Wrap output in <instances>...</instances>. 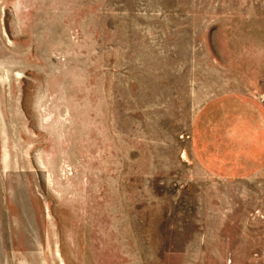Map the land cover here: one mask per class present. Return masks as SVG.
Listing matches in <instances>:
<instances>
[{
    "label": "rangeland",
    "instance_id": "obj_1",
    "mask_svg": "<svg viewBox=\"0 0 264 264\" xmlns=\"http://www.w3.org/2000/svg\"><path fill=\"white\" fill-rule=\"evenodd\" d=\"M0 264H264V0H0Z\"/></svg>",
    "mask_w": 264,
    "mask_h": 264
}]
</instances>
